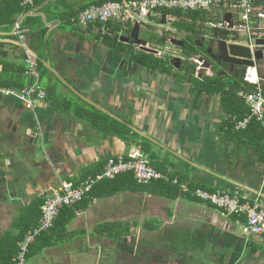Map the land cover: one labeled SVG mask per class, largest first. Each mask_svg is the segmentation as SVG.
I'll return each mask as SVG.
<instances>
[{"label": "crops", "instance_id": "crops-1", "mask_svg": "<svg viewBox=\"0 0 264 264\" xmlns=\"http://www.w3.org/2000/svg\"><path fill=\"white\" fill-rule=\"evenodd\" d=\"M98 1L44 0L29 13L41 26L27 30L23 43L1 40L13 67L23 64L25 50L36 57L45 69V86L40 84L46 99L26 107L0 96V218L8 214L17 234L18 225L35 221L21 218H33L59 180L77 184L100 172L108 158L139 152L179 182L177 197L130 191L125 184L109 195V185L98 184L68 225L69 238L37 256L72 249L77 241L132 240L142 243L137 247L147 256L138 255L152 264H264V237L245 235L244 218L226 216L181 190H226L264 208V142L254 144L253 132H225L229 115L221 95L197 86H208L209 71L183 79L182 61L193 63L179 59L176 69L174 58L164 56L156 57L157 65H141L102 41L113 36L108 25L74 22ZM121 27L118 37L125 33ZM164 37L169 34L155 41ZM53 232L48 242L56 240ZM87 247L81 246L84 260L95 264Z\"/></svg>", "mask_w": 264, "mask_h": 264}, {"label": "built area", "instance_id": "built-area-1", "mask_svg": "<svg viewBox=\"0 0 264 264\" xmlns=\"http://www.w3.org/2000/svg\"><path fill=\"white\" fill-rule=\"evenodd\" d=\"M33 4V0H22L24 7H32ZM177 12H204L212 13L213 18L218 16L220 20L208 21L204 25L205 29L224 30L227 35L224 39L217 38L218 41L250 50L252 66L243 67L242 89L238 93L239 98L243 100L248 109V114L241 119L233 116L231 121L235 131L246 130L252 121L264 126V59L259 61L255 58V53L258 51L264 58V46L257 45L258 40H264V0L109 1L103 5L87 7L77 15L74 22L82 28H88L91 25L105 26L109 23H117L121 26H138L139 28L150 26L157 30L160 38L164 34H169L164 54L158 48L151 49L148 44L146 47L151 49L157 58L165 56L172 59H189L196 65L195 77H197L199 71L205 69L203 68L204 60L200 61L203 57L202 53L188 58L180 48L172 43V40L179 41L181 39L179 31L175 27L179 18L173 14ZM226 14L231 16L230 25L224 20ZM26 33L27 30L21 29L20 22L17 21L12 35L20 43H23ZM204 37L209 36L205 35ZM23 64L24 75L31 79L32 83L21 89L0 87V96L14 99L26 107H30L35 101L45 100L46 92L40 84L38 61L28 50H25ZM125 174H131L142 185L158 181L177 184L176 180L170 181L168 175L152 168L139 152L128 156L120 155L108 158L101 172L88 176L77 184L59 180L56 188L50 189L48 196L44 199L37 226L28 230L18 243L12 264H26V257L31 245L53 228L61 210L81 202L98 183L114 180ZM181 190L183 193H190L196 199L210 204L226 216L244 218L243 231L245 235L264 237V208L262 206L226 190L210 191L197 188L190 191L186 186H181Z\"/></svg>", "mask_w": 264, "mask_h": 264}, {"label": "trees", "instance_id": "trees-1", "mask_svg": "<svg viewBox=\"0 0 264 264\" xmlns=\"http://www.w3.org/2000/svg\"><path fill=\"white\" fill-rule=\"evenodd\" d=\"M44 0H33L34 4L32 7H24L22 6V0H0V87L2 88H14V89H21L23 87L29 86L32 83V80L28 77H25L24 71L25 67L24 64L21 66H17L14 64V67L12 65H9L6 62L7 52L3 50V43L1 40L4 39H11V40H18L16 37L12 35L14 30V25L17 21L20 22V28L26 29L29 31L37 29V27H40L41 25H37L35 23L39 22V18H33L29 15L33 11V9L43 3ZM109 1H119V0H102L98 1L96 5H103ZM166 14V13H165ZM179 18V22L175 23V27L178 29H183L184 31L188 33H193V36L188 38L186 36L182 42L183 47L182 51L185 55H198L201 50L198 48L199 42L201 39L207 35L212 38H223L227 35V33L224 30H208L205 29L204 25L208 21L211 20H220V18L217 16L213 18L212 13H204V12H177L173 13ZM55 19L61 20V16L54 17ZM40 23V22H39ZM107 26V25H106ZM100 27V26H99ZM108 27L110 29V32L113 34V36H103L102 41L107 43L110 47H112L116 51H122L124 53H127L128 58L140 63L141 65H148V64H154L157 65L158 62L155 61L154 57L150 54L142 53V52H127L126 46L128 44H124L118 40V31L122 28L120 25L117 24H108ZM100 37V35H99ZM198 41V42H194ZM167 42V38L164 37L157 41V44L159 46H163ZM131 46V45H130ZM132 47V46H131ZM24 56V55H23ZM173 67V66H172ZM171 66L169 68H172ZM41 70V71H40ZM170 70V69H169ZM181 70V67L179 68ZM45 69L38 63V72L41 76ZM184 76L183 79H191L190 77L191 72L193 71V67L190 66L187 70H183ZM243 77L241 76L239 79L234 81L233 83L224 84L225 78L221 77H209L206 79V85H204V82L202 84H197L199 89L206 90L209 93H217L220 94L222 97V100L224 102V106L228 112L229 120L226 123V133L229 132L228 130L233 129V123L231 121L233 116H237L238 118H243L247 116L248 109L244 105V102L242 99L237 97V94L242 89V81ZM224 82V83H223ZM246 132H253V143L254 144H260L264 142V126L261 124L252 121L249 127L244 130ZM101 172V171H100ZM99 173V172H98ZM97 174V173H95ZM93 174V175H95ZM170 178V177H169ZM174 179L170 178V181ZM106 184L109 185L108 188H110L109 195H112L120 188V184H125L124 187L130 191H143V192H150L152 194L161 195L163 197H166L168 199H175L178 195L177 190V184H172L171 182H151L147 185H142L138 183L131 174H125L117 177L114 180H105L98 184ZM97 184V185H98ZM95 186L93 187V189ZM89 192L87 196L79 203L72 207H65L63 210H61L58 218L54 222L53 228L44 233L41 237H39L36 240V244H32L29 250V253L26 257L27 261L30 260L33 255H36L41 252L44 248L56 246L60 244L63 240V237L66 236V231L68 225L73 222L76 217L77 213L85 208L88 205L89 200L91 199L92 192ZM188 196L191 195L190 193H185ZM2 195H0L1 197ZM193 200H198L195 197H193ZM200 201V200H199ZM202 202V201H201ZM44 201L36 208V212L32 211L33 218L31 217V214H26V218H24V221H27L26 223H29L30 221L34 220L32 223L27 224L25 227H22L18 225L16 227L19 229V232L16 235L11 234L10 232H7L3 235V237L0 239V264H12V259L15 256L17 252L18 243L23 239L24 235L27 233L28 230L33 229L37 226L39 218H40V212L41 207L43 205ZM210 205V204H209ZM211 206V205H210ZM213 207V206H212ZM215 208V207H214ZM29 219L26 220L27 218ZM235 217V216H234ZM58 229L59 236L56 238L53 242H48V235L51 231ZM122 236H127L126 234H123ZM47 238V239H46ZM47 241V242H46ZM118 241L117 243H119ZM132 247V246H131ZM36 249L35 251H32ZM115 264H152V261L148 258H143L139 256L138 254H132L130 251H123L118 252L116 255Z\"/></svg>", "mask_w": 264, "mask_h": 264}, {"label": "rangeland", "instance_id": "rangeland-1", "mask_svg": "<svg viewBox=\"0 0 264 264\" xmlns=\"http://www.w3.org/2000/svg\"><path fill=\"white\" fill-rule=\"evenodd\" d=\"M179 20L176 22L178 23ZM124 26V30H128V32L131 33V28L132 26ZM179 33H180V40L182 41L186 36H188V38H190L192 40V36L193 33H188L186 31H184L183 29H178L176 28ZM100 30V29H99ZM102 33V32H101ZM124 31L120 32V34H123ZM102 34H106V33H102ZM104 36V35H103ZM122 36V35H121ZM121 36L118 37V40L121 41ZM138 37L141 41L146 42L150 48H158L159 50L162 51V53H165V46H159L157 44V40L158 39V34L156 32V30L150 26H144L139 30L138 33ZM126 51L127 52H137L134 50L133 47H131L130 45L126 46ZM128 56V55H127ZM165 58V56L163 57ZM156 62H159V60H157V58H154ZM158 59H162V58H158ZM193 64L189 63L188 61H182V69H188L190 66H192ZM41 71V70H40ZM43 73V71H42ZM209 76V75H208ZM45 73L42 74L40 76L41 79V84L45 86L46 83V78H45ZM225 82V83H224ZM224 84H230L234 82L232 81L231 78H225L224 80ZM199 201V200H196ZM200 202V201H199ZM203 202V201H202ZM205 203V202H204ZM2 213V212H1ZM5 215V214H4ZM8 214L6 215L5 219L2 217L0 218V239L3 237V235L5 234V232H9L13 235H16L14 233H16V231H14V228H11L12 224L9 223V219L8 218ZM24 220V218H21V221ZM104 229H106L103 226ZM103 228H100V230L102 231ZM17 229V228H16ZM123 229L121 227V233L123 232ZM18 230V229H17ZM56 232H53L52 234H55V238L56 239L59 236V232H57V230H54ZM75 237V236H74ZM65 238V239H64ZM69 237H63L64 242L65 240H67ZM76 238V237H75ZM83 242V243H82ZM82 242H74L73 245H71L72 249H67L66 247H61V249L57 250V251H46L45 255L42 257H39L37 255H33V257L30 258V260H26V264H91L88 262V260H84L85 256H84V251H82L81 246L83 247H87V251L85 252L86 255L91 256L93 258L92 262H97V260H100L101 264H115V259H116V255L118 252H123V251H130L132 252V254H138L140 252H142L143 255H146V250L143 252L141 250H139V248L137 247L138 245H142V243H137L136 241H120L119 243H108V242H100V244H92L91 242H89L88 244L84 241ZM83 244V245H82ZM147 244H150L149 246H153L152 242H148ZM132 246V247H131ZM80 247V248H79ZM80 252V255H79ZM79 255V256H78ZM90 259V258H89ZM84 260V261H83Z\"/></svg>", "mask_w": 264, "mask_h": 264}, {"label": "water", "instance_id": "water-1", "mask_svg": "<svg viewBox=\"0 0 264 264\" xmlns=\"http://www.w3.org/2000/svg\"><path fill=\"white\" fill-rule=\"evenodd\" d=\"M230 18L231 16L229 14H226L224 16V20L227 21L229 25H230ZM162 23H164V21H162ZM125 32H128V30H126ZM138 33H139V27L138 26L132 27L129 37H122L121 42H124L125 44L131 42L132 45L140 47L142 51L149 53V54H153L154 52L151 49L146 47L147 43L139 39ZM172 43L179 47L183 46L182 41L173 40ZM217 45L219 49V54L220 56H222V59L220 60H222L224 63L233 65V66H241V67L252 66V62L250 61L251 54L248 48L240 47L234 44L227 45L224 41H218ZM257 45L264 46V40H258ZM207 52L208 54H210L211 50H208ZM255 58L257 60H260L262 58L261 52L259 51L256 52ZM202 60H204L203 68H205L206 70L199 71V74L201 75L199 76V79L202 78V75H206L207 70L210 69L209 62L206 61L204 57H201L200 61ZM174 62L176 63L175 68L178 69L180 65V60L174 59ZM194 76H195V70L192 72L190 77H194Z\"/></svg>", "mask_w": 264, "mask_h": 264}, {"label": "flooded vegetation", "instance_id": "flooded-vegetation-1", "mask_svg": "<svg viewBox=\"0 0 264 264\" xmlns=\"http://www.w3.org/2000/svg\"><path fill=\"white\" fill-rule=\"evenodd\" d=\"M129 35H130V32H125V35L123 34V37H129ZM194 42H198V41H194ZM217 42H218V39H215L212 37H207V38L203 37L201 41L199 42L200 44L198 45L199 46L198 48H200L201 50L202 56L210 64V69H208L210 74L213 77L231 78L233 81L239 79L241 76L243 77V67L229 65V64L224 63L222 60H220L222 59V56H220L219 54ZM127 44L131 45L132 47H138V46L132 45L131 42ZM208 50H211L210 54H208L207 52ZM150 55H153V54H150ZM263 59L264 58L262 57L259 61Z\"/></svg>", "mask_w": 264, "mask_h": 264}]
</instances>
